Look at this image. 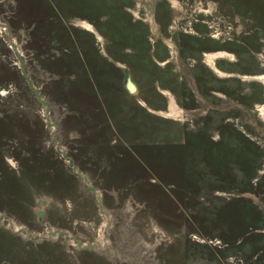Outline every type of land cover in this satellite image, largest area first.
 <instances>
[{
	"label": "rangeland",
	"instance_id": "1",
	"mask_svg": "<svg viewBox=\"0 0 264 264\" xmlns=\"http://www.w3.org/2000/svg\"><path fill=\"white\" fill-rule=\"evenodd\" d=\"M0 264H264V0H0Z\"/></svg>",
	"mask_w": 264,
	"mask_h": 264
},
{
	"label": "water",
	"instance_id": "2",
	"mask_svg": "<svg viewBox=\"0 0 264 264\" xmlns=\"http://www.w3.org/2000/svg\"><path fill=\"white\" fill-rule=\"evenodd\" d=\"M125 88L129 93H134L136 91V85L134 84L130 76H127L125 79Z\"/></svg>",
	"mask_w": 264,
	"mask_h": 264
}]
</instances>
